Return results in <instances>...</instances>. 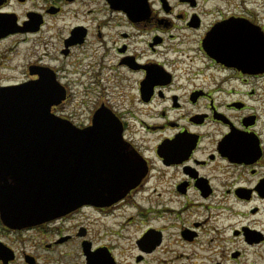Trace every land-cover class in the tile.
<instances>
[{
    "label": "flooded vegetation",
    "instance_id": "flooded-vegetation-1",
    "mask_svg": "<svg viewBox=\"0 0 264 264\" xmlns=\"http://www.w3.org/2000/svg\"><path fill=\"white\" fill-rule=\"evenodd\" d=\"M46 70L51 113L112 111L141 178L39 224L0 211V264H264V0H0V89Z\"/></svg>",
    "mask_w": 264,
    "mask_h": 264
},
{
    "label": "water",
    "instance_id": "water-1",
    "mask_svg": "<svg viewBox=\"0 0 264 264\" xmlns=\"http://www.w3.org/2000/svg\"><path fill=\"white\" fill-rule=\"evenodd\" d=\"M65 97L48 70L39 81L0 89V211L11 227L43 223L84 202L115 201L141 178L113 112H96L81 129L51 113Z\"/></svg>",
    "mask_w": 264,
    "mask_h": 264
},
{
    "label": "rangeland",
    "instance_id": "rangeland-1",
    "mask_svg": "<svg viewBox=\"0 0 264 264\" xmlns=\"http://www.w3.org/2000/svg\"><path fill=\"white\" fill-rule=\"evenodd\" d=\"M52 33L53 32L45 31V29H44L42 35L47 40H50V43H54V42H56V39L51 37ZM30 45H31L30 42L29 43H25L24 47H23V51H21L19 53V50H18L16 53L12 52L11 54H9V56H10L9 59L10 60L8 61V64H7L8 68L6 69V72H8L13 79H18L20 76H24V73H21V72H22V70L24 68L23 67V63H25L27 58H29V57H27V53L31 49ZM40 48H41V53H44V46H41ZM49 51H55V48L50 46L49 47ZM11 68H17V70L15 71V70H12ZM0 79H4V78H2V74H0Z\"/></svg>",
    "mask_w": 264,
    "mask_h": 264
}]
</instances>
